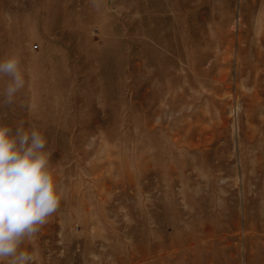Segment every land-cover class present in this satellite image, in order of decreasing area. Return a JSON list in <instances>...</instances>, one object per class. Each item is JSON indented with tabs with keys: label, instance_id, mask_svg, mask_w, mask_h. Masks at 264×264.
I'll return each mask as SVG.
<instances>
[{
	"label": "rangeland",
	"instance_id": "1",
	"mask_svg": "<svg viewBox=\"0 0 264 264\" xmlns=\"http://www.w3.org/2000/svg\"><path fill=\"white\" fill-rule=\"evenodd\" d=\"M11 54L63 191L32 264H264V0H0Z\"/></svg>",
	"mask_w": 264,
	"mask_h": 264
},
{
	"label": "clouds",
	"instance_id": "2",
	"mask_svg": "<svg viewBox=\"0 0 264 264\" xmlns=\"http://www.w3.org/2000/svg\"><path fill=\"white\" fill-rule=\"evenodd\" d=\"M0 77L8 81L0 103L12 105L25 86L18 55L0 59ZM46 137L35 127L15 129L0 123V261L32 264L20 250L59 207L63 191L54 178Z\"/></svg>",
	"mask_w": 264,
	"mask_h": 264
}]
</instances>
